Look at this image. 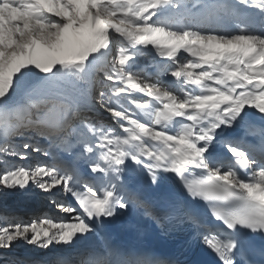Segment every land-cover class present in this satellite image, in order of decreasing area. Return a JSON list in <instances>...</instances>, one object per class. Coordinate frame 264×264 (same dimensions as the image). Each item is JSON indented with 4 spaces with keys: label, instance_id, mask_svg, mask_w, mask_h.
I'll list each match as a JSON object with an SVG mask.
<instances>
[{
    "label": "snow or ice",
    "instance_id": "snow-or-ice-1",
    "mask_svg": "<svg viewBox=\"0 0 264 264\" xmlns=\"http://www.w3.org/2000/svg\"><path fill=\"white\" fill-rule=\"evenodd\" d=\"M34 189L63 216L0 215V264H178L122 215L264 264V0H0V191Z\"/></svg>",
    "mask_w": 264,
    "mask_h": 264
},
{
    "label": "bare ground",
    "instance_id": "bare-ground-1",
    "mask_svg": "<svg viewBox=\"0 0 264 264\" xmlns=\"http://www.w3.org/2000/svg\"><path fill=\"white\" fill-rule=\"evenodd\" d=\"M149 71H153V69H149ZM100 114L103 116L106 122L112 121L110 114L107 112H102ZM77 163L82 169L87 167L85 163ZM133 183L135 184L136 182L134 181ZM141 190L146 195L150 196L167 194V189L164 186H162L160 189H154L151 185H149L147 183L146 173L144 174ZM178 190L180 191V189ZM108 233L116 242L126 246L135 247L148 246L157 243L158 240L156 238L161 237L163 232L150 222L140 218L138 215H122L109 225Z\"/></svg>",
    "mask_w": 264,
    "mask_h": 264
},
{
    "label": "rangeland",
    "instance_id": "rangeland-1",
    "mask_svg": "<svg viewBox=\"0 0 264 264\" xmlns=\"http://www.w3.org/2000/svg\"><path fill=\"white\" fill-rule=\"evenodd\" d=\"M39 159V158H34ZM79 163H85L78 161ZM20 163H23L22 161ZM57 199H65L69 203H73L71 199L60 196ZM75 206V205H74ZM44 214L53 216H63L62 213L49 207V197L42 193L39 189H34L32 193L21 194L10 192L4 195L0 191V215H8L17 217L25 222ZM28 254V249L25 246H16L13 250H0V261L5 258L25 257Z\"/></svg>",
    "mask_w": 264,
    "mask_h": 264
}]
</instances>
